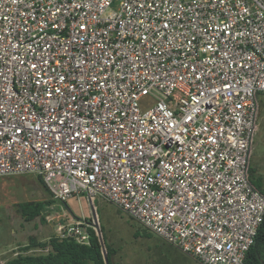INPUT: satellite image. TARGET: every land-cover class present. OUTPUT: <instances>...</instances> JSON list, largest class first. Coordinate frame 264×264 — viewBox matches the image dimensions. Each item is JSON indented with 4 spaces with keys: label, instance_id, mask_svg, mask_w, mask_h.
Here are the masks:
<instances>
[{
    "label": "built area",
    "instance_id": "2783aa9c",
    "mask_svg": "<svg viewBox=\"0 0 264 264\" xmlns=\"http://www.w3.org/2000/svg\"><path fill=\"white\" fill-rule=\"evenodd\" d=\"M262 94L264 0H0V175L101 197L200 264H245L263 220Z\"/></svg>",
    "mask_w": 264,
    "mask_h": 264
},
{
    "label": "rangeland",
    "instance_id": "374dc122",
    "mask_svg": "<svg viewBox=\"0 0 264 264\" xmlns=\"http://www.w3.org/2000/svg\"><path fill=\"white\" fill-rule=\"evenodd\" d=\"M250 166L261 177L264 189V94L259 96ZM46 200L52 201L43 203V219L41 216L31 220L22 218L20 204ZM78 218H85L92 226L94 221L99 225L101 236L115 250V264H200L101 197H95L92 203L82 193L64 202L53 200L33 173L0 175V264L17 253L46 252L39 248L22 249L29 237L37 241L60 237L58 227L64 229ZM135 231L146 233L134 237Z\"/></svg>",
    "mask_w": 264,
    "mask_h": 264
},
{
    "label": "trees",
    "instance_id": "16d2710c",
    "mask_svg": "<svg viewBox=\"0 0 264 264\" xmlns=\"http://www.w3.org/2000/svg\"><path fill=\"white\" fill-rule=\"evenodd\" d=\"M255 171L254 167H249L250 181L264 195L262 179L260 176L255 175ZM50 201L52 200L20 204L22 218L24 220H31L36 216H41L43 203H49ZM87 229L89 233L88 244L78 243L73 238H60L58 236H51L43 241H37L36 238L29 237V242L24 246L22 251L39 248L46 252L38 254L17 253L14 257L7 259L3 264H106L96 229L92 224ZM141 233L144 234L146 232L135 231L134 237L142 235ZM103 240L107 264H115L113 262L115 250L106 243L104 237ZM244 262L245 264H264V216L258 226L254 242L246 252Z\"/></svg>",
    "mask_w": 264,
    "mask_h": 264
},
{
    "label": "water",
    "instance_id": "95a60500",
    "mask_svg": "<svg viewBox=\"0 0 264 264\" xmlns=\"http://www.w3.org/2000/svg\"><path fill=\"white\" fill-rule=\"evenodd\" d=\"M93 224H94V227L96 229V233L98 235V239H99V242H100V245H101V249H102V254H103L104 261L107 264L106 251H105V247H104V242L102 240V236H101V231H100L99 225L95 221L93 222Z\"/></svg>",
    "mask_w": 264,
    "mask_h": 264
},
{
    "label": "crops",
    "instance_id": "0c3cea01",
    "mask_svg": "<svg viewBox=\"0 0 264 264\" xmlns=\"http://www.w3.org/2000/svg\"><path fill=\"white\" fill-rule=\"evenodd\" d=\"M185 254V253H184ZM197 261V260H196ZM198 262V261H197ZM199 263V262H198Z\"/></svg>",
    "mask_w": 264,
    "mask_h": 264
}]
</instances>
